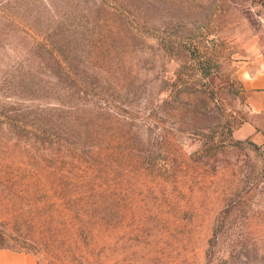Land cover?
Returning a JSON list of instances; mask_svg holds the SVG:
<instances>
[{"label":"rangeland","instance_id":"374dc122","mask_svg":"<svg viewBox=\"0 0 264 264\" xmlns=\"http://www.w3.org/2000/svg\"><path fill=\"white\" fill-rule=\"evenodd\" d=\"M0 237L264 264V0H0Z\"/></svg>","mask_w":264,"mask_h":264},{"label":"crops","instance_id":"0c3cea01","mask_svg":"<svg viewBox=\"0 0 264 264\" xmlns=\"http://www.w3.org/2000/svg\"><path fill=\"white\" fill-rule=\"evenodd\" d=\"M0 264H41L28 253L17 252L0 246Z\"/></svg>","mask_w":264,"mask_h":264},{"label":"trees","instance_id":"16d2710c","mask_svg":"<svg viewBox=\"0 0 264 264\" xmlns=\"http://www.w3.org/2000/svg\"><path fill=\"white\" fill-rule=\"evenodd\" d=\"M0 246L2 247V248H5V249H9V250H13V249H10L9 247H4L3 246V239L0 237ZM13 251H15V250H13ZM17 252H21V251H17ZM22 253H24V252H22Z\"/></svg>","mask_w":264,"mask_h":264}]
</instances>
